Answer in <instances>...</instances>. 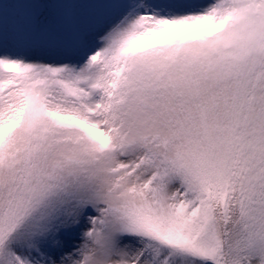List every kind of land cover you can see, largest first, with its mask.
<instances>
[{
  "label": "snow or ice",
  "instance_id": "1",
  "mask_svg": "<svg viewBox=\"0 0 264 264\" xmlns=\"http://www.w3.org/2000/svg\"><path fill=\"white\" fill-rule=\"evenodd\" d=\"M0 264H264V0H0Z\"/></svg>",
  "mask_w": 264,
  "mask_h": 264
}]
</instances>
